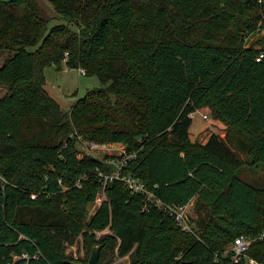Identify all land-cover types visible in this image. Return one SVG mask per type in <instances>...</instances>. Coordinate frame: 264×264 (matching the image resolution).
<instances>
[{
	"label": "trees",
	"instance_id": "trees-1",
	"mask_svg": "<svg viewBox=\"0 0 264 264\" xmlns=\"http://www.w3.org/2000/svg\"><path fill=\"white\" fill-rule=\"evenodd\" d=\"M44 1L67 24L48 27L36 0H0V264H69L79 235L81 263L100 246L99 264H228L235 238L264 231V188L238 177L234 153L264 168V0ZM49 66L104 86L64 112ZM204 107L226 133L202 144L188 114ZM81 141L123 145L122 174L164 204L194 200L193 232L118 180L103 190L120 158H79ZM247 255L264 264V241Z\"/></svg>",
	"mask_w": 264,
	"mask_h": 264
},
{
	"label": "rangeland",
	"instance_id": "rangeland-1",
	"mask_svg": "<svg viewBox=\"0 0 264 264\" xmlns=\"http://www.w3.org/2000/svg\"><path fill=\"white\" fill-rule=\"evenodd\" d=\"M36 4L41 11V16L48 21V27L67 24V22L63 19L54 18L56 15L53 8L46 1L36 0ZM7 57L8 52H0V66ZM45 83V90L51 94L53 99L59 104L60 108L67 113L70 111L77 99L84 97V95L90 90L104 86L98 77L81 75L78 68L71 69L66 68L65 66H62V69H57L55 66L47 67L45 69ZM6 91V88L0 86V98L6 93ZM196 110L199 113L194 115L193 119H191V125L189 128V138L191 141L204 144L211 135H218L221 138L225 137L226 127L221 122L214 119L208 108L204 107ZM200 113L205 114L208 118L203 119L200 117ZM76 146L79 151V158H81V156L88 155L98 160H104L106 157L120 158L123 154L124 148V146L120 144L101 145L85 141L78 142ZM234 153L244 163L238 173V177L253 187L264 188V168H253L248 166V164L245 165L247 159L244 154L238 151H234ZM98 198L99 201L102 202V200H104V195L100 193ZM193 203L194 200L189 202L190 221L191 219L196 218V214L193 210ZM96 206V202L92 204L89 208L88 214H90ZM110 261L111 262L109 264H128L129 262L128 259L120 257L111 258Z\"/></svg>",
	"mask_w": 264,
	"mask_h": 264
},
{
	"label": "built area",
	"instance_id": "built-area-1",
	"mask_svg": "<svg viewBox=\"0 0 264 264\" xmlns=\"http://www.w3.org/2000/svg\"><path fill=\"white\" fill-rule=\"evenodd\" d=\"M67 54H65V57ZM65 62V60H63ZM79 73L81 75H85L84 70L79 69ZM199 113L197 110L188 114V118L193 119L194 115ZM200 117L203 119H207L208 117L205 114L200 113ZM133 157L127 153L126 148H123V154L120 157V160H116L113 162L115 169L113 170L111 175H104L103 181L100 183L102 189L104 190L107 181L118 180L124 184L126 189L131 194H141L144 197V204L142 206V210H148L149 208L155 206L164 212L168 213L170 217L173 218L176 225H178L182 231L185 232H193V226L191 224L189 218V203L185 205H168L161 202L159 199L155 197V194L152 191H149L146 186L139 181L136 177L131 174H122V168L127 165V162ZM101 175V174H100ZM156 188V186H154ZM103 194V193H102ZM104 195V194H103ZM104 199V198H103ZM96 203L98 207L100 205L99 198L97 197ZM95 209V208H94ZM94 212H90L91 215ZM96 239H99L101 235L110 234L108 228L102 231H94L92 232ZM260 240L264 241V231L259 233L257 236L248 237L244 235H240L230 244L228 249L224 252V255L229 256L228 264H260L255 259L249 257L247 255V251L250 245L255 241ZM66 253L70 254L76 262H80L78 259L84 258L85 251L83 247L82 236L79 235L75 241L66 247ZM27 258V256H24ZM123 259H128V256L123 257ZM109 264V263H108Z\"/></svg>",
	"mask_w": 264,
	"mask_h": 264
},
{
	"label": "water",
	"instance_id": "water-1",
	"mask_svg": "<svg viewBox=\"0 0 264 264\" xmlns=\"http://www.w3.org/2000/svg\"><path fill=\"white\" fill-rule=\"evenodd\" d=\"M100 249H101L100 246H94L92 248L87 263L70 261L69 264H99V253H100Z\"/></svg>",
	"mask_w": 264,
	"mask_h": 264
},
{
	"label": "crops",
	"instance_id": "crops-1",
	"mask_svg": "<svg viewBox=\"0 0 264 264\" xmlns=\"http://www.w3.org/2000/svg\"><path fill=\"white\" fill-rule=\"evenodd\" d=\"M46 84V83H45ZM48 93V92H47ZM50 96H51V94L50 93H48ZM52 97V96H51ZM53 98V97H52ZM78 100V99H77Z\"/></svg>",
	"mask_w": 264,
	"mask_h": 264
}]
</instances>
